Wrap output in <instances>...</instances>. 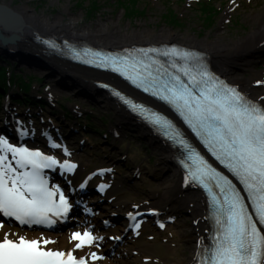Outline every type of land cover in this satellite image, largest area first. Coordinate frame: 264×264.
Instances as JSON below:
<instances>
[{
	"label": "snow or ice",
	"instance_id": "1",
	"mask_svg": "<svg viewBox=\"0 0 264 264\" xmlns=\"http://www.w3.org/2000/svg\"><path fill=\"white\" fill-rule=\"evenodd\" d=\"M47 43L82 63L118 73L135 87L171 105L235 178L218 170L168 115L111 89L180 150L187 172L185 187H202L209 194L210 213L206 219L213 227L209 239L200 242L196 264H264V100H254L223 80L212 71L207 56L198 51L152 47L108 52L71 44L65 49L54 40ZM20 135H31L22 122ZM52 147L62 145L53 141ZM64 151L72 155L66 146ZM57 167L74 174L79 165L67 159L62 162L26 144L18 146L0 135V214L15 218L21 225L51 226L58 219L66 220L73 205L60 185L50 186L45 171ZM109 171L112 170L103 169L101 174ZM237 181L246 191H241ZM87 187L85 182L83 188ZM108 187L102 185L100 190ZM152 215L160 213L153 211ZM132 219L139 233L143 221L136 212ZM3 226L4 220L0 219V228ZM71 239L77 241L75 248L79 249L104 237L93 236L85 228L72 232ZM53 242L6 232L0 238V264H87L84 256L78 258L72 250L47 247ZM88 255L93 260L98 258L96 252Z\"/></svg>",
	"mask_w": 264,
	"mask_h": 264
},
{
	"label": "rangeland",
	"instance_id": "2",
	"mask_svg": "<svg viewBox=\"0 0 264 264\" xmlns=\"http://www.w3.org/2000/svg\"><path fill=\"white\" fill-rule=\"evenodd\" d=\"M203 1L211 2V6H209L212 10L211 12H204L203 8L198 6V3ZM17 2L18 4H29L39 13L51 18L63 16L65 21H68L69 18L76 17L79 19L77 22L81 29L85 26L94 27L98 24H103L108 28L118 25L123 31L150 30L155 33H161L163 30H173L184 38L187 36L186 38L200 41L206 38L215 40L219 34H222L228 41L247 36L251 33L254 22L259 18L258 14L262 12L264 7V0H31L30 2L29 0H14V4ZM93 6L97 8L93 10ZM140 25L142 26L140 27ZM255 57L257 58L252 59L254 61L253 66L260 71L264 70V54L256 55ZM0 64L2 66L11 65L15 73L23 74L27 78L34 77L41 80L40 82L35 81L29 92L20 90L16 85L9 87L7 92H5L6 99L0 104L1 119V116H4L5 119V114L7 115L4 107L11 102V114L14 116L13 113H15V116L19 117L18 112H16L18 111L17 108L21 109L24 106L22 107L23 117L21 116V119H19L27 126L33 127L30 124L32 121L27 113H33V111L40 114L43 113L39 109L43 107L37 108L38 105L43 106L40 101L43 99L48 104L50 102L52 104L61 103L63 104L62 106L70 107L78 117L92 116L97 122V127L106 126L113 132L115 135L114 140L116 139L117 142V148L113 151L116 154L115 157L111 154H107L108 156H105L107 158L88 157L82 164L80 163L82 160L77 159L79 161L77 164L83 167L82 174L84 175L103 165L109 169L117 167L115 165L119 164V162L122 165L126 155H130V159L134 161L130 165L133 170H126L125 173L118 175V179H114L115 183L113 182L112 185L120 189L116 193L121 197L114 204L120 206L121 204L145 201L166 180L170 173V168L163 164L157 150L150 145V142L140 138L142 136L136 128L119 125L115 112L102 103L100 99L102 93L99 94L95 92L96 90L82 86L76 78L60 75L59 71L50 66L49 63L45 64L43 68L39 66L29 67L27 65L18 66L17 62L14 64L9 60L3 62L0 59ZM71 65L80 66L74 62H71ZM243 68H245V63L241 61L236 63V69L243 70ZM251 71H249L247 76L250 77ZM26 93H29L27 95L35 99L36 106H31L30 103L22 102L21 100H18L21 104L18 105L16 100L19 99L17 98L19 94ZM11 95H17V97L13 98L14 101L13 99L9 101ZM48 111L47 108L46 113ZM3 121L0 120L1 124ZM116 128L121 129V132ZM116 132L118 134H115ZM98 137L103 138L100 135ZM174 164L178 167L175 162ZM106 180L108 179L106 178ZM123 180H129L125 188L122 186ZM108 208L109 213L104 211L99 216L110 218L111 214L116 215L120 212L110 206ZM181 216L177 217L178 220L176 222L167 224V227L161 230L150 225V223H145L146 227L142 229L138 238L141 243L147 242V246L151 249V257L143 253L146 259L145 264H163L164 262L172 264L173 259L178 254H189L184 234L185 231H190L189 226L192 221L186 214ZM188 223L189 225L187 226ZM69 232L70 230H66V232L62 233L68 234ZM47 234L57 236L61 233L51 232ZM28 236L32 237V235ZM53 244V248H61L62 245L59 242ZM97 244H99V247L96 246ZM128 246L127 243H119L115 252L118 255L123 253V256ZM106 247H109L108 240H103L101 244L100 240H98L89 248L78 249V252L83 255L87 251L95 252L97 249L101 251L102 248L105 249ZM131 248L136 249L135 246ZM115 259L119 261L122 258L115 257ZM107 261V259L97 258L95 262L107 264ZM117 264L119 263L117 262Z\"/></svg>",
	"mask_w": 264,
	"mask_h": 264
},
{
	"label": "bare ground",
	"instance_id": "3",
	"mask_svg": "<svg viewBox=\"0 0 264 264\" xmlns=\"http://www.w3.org/2000/svg\"><path fill=\"white\" fill-rule=\"evenodd\" d=\"M30 1L31 0H29V2ZM0 5L12 8L22 15L23 25L18 33L24 38L23 45H26L27 41L28 43L33 44L32 38L36 35H46L61 40L67 39L68 41L70 40L73 42L90 43L94 46L96 45L116 51L127 50L137 46L152 47L158 45L179 44L205 53L207 55V60L210 62V66H212L219 76L239 87L245 94L249 95L254 100H264V70L260 71L253 66L254 61L252 60L257 58L255 57L256 55L264 54V7L262 12H259V18L255 20L251 33L247 36L234 41H228L222 34H219L215 40L206 38L205 40L200 41L193 38H186L187 36L184 38L173 30H163L161 33H155L150 30L123 31L118 25H114V27L110 26L108 28L103 24H98L94 27L85 26L81 29V26L77 22L79 19L76 17H71L68 21H65L63 16L51 18L43 13H39L29 4H18V2L14 4V0H0ZM0 18L2 17L0 16ZM5 18L10 19L11 15L10 17L5 16ZM141 26L142 25H140V27ZM0 30L6 31L8 35L13 33L4 28L3 25L0 26ZM47 59H49L50 63L58 69L60 74H71L82 84V86L91 88V90H96L95 92L99 94L102 93V96L100 97L102 103L115 112L119 125L122 127L136 128L138 133L142 136L140 138L150 142V145L159 153L163 164L170 168V173L166 177V180L162 182L159 187H157L156 191L152 192L149 198L145 201L131 202L121 204L120 206L117 204H110L112 205V209L123 213L122 218L124 219V222H117L114 216L110 217V219L114 221L113 227L111 225V229L101 231V225L98 224L101 223L99 219L86 217L84 220L85 226L75 231L82 232L85 228H92V230L99 233L98 236L108 239V241H110L109 245L112 246V244H114L112 237L115 236L118 238L116 240H120L119 237L124 236L125 239L124 234L128 228L123 225L124 223L127 224L130 220L129 217H132L133 212L153 213V211H158L160 213L158 216L162 217L160 219L170 216L180 217L182 214H186L192 221V223H190L191 227L189 226L190 231H185L184 234L188 244L189 254H178L173 259L172 264H195L201 240H208L211 233L210 223L206 219L209 207L205 194L197 190L193 185L185 187L187 180L186 174L174 164L177 150L160 138L151 128L138 120V118L135 117L121 101L117 100L114 95L104 91L98 86L99 82L117 85L114 76L87 67L73 66L71 65V62L69 64V61L57 56H50L47 57ZM239 61L245 63V68H243V70L236 69V63ZM249 71L252 72V74L250 73V77L247 76L249 75ZM9 87H11V85ZM10 116L11 115L8 112L7 117L0 126V135L7 137L9 135L11 138L10 133L16 136L20 135V133H17L14 126H12L14 121L9 118ZM2 120L3 119H1V121ZM116 134L118 133L116 132ZM32 137L33 136H30L29 139ZM12 143L17 144L18 142L14 141ZM18 144L20 145L23 143L19 142ZM9 158H11V156ZM79 170L80 171L77 170V174L83 171L82 168H79ZM66 180L68 183L74 185L76 183L70 179ZM65 184H67V182ZM67 189H69L71 194H74L75 191H72V187L69 188L65 185L63 191H67ZM110 189L114 190V192L118 190V188L114 187L109 188V190ZM137 205H139V208H137ZM95 206L97 205L95 204ZM103 218L106 219L107 217ZM95 220L97 223H95ZM197 221H200V223L197 224ZM181 225L184 226L183 224ZM188 225L189 223L187 226ZM6 232L22 234L25 236L31 234L4 224V226L0 228V238H3ZM71 233L72 232L68 234L61 233L57 236H50L46 233L38 232L32 235L33 238H48L54 241L53 243L59 242L62 244L61 248H59L60 250H72L74 253L77 250L75 248L77 241L71 239ZM53 243L47 245V247H53ZM126 243L129 246L126 248L124 252L125 254L122 257L121 254L119 255L122 259L117 261L115 258H111L107 261V264H117V262L119 264H145L146 259L144 258L143 253L147 254L148 257H151V249L147 246V242L141 243L139 240H134L133 237L128 236L126 237ZM132 245H134L136 249L131 248ZM114 247H117V245L115 244ZM109 248L110 247H106L105 249L102 248V250L108 252ZM110 250L112 251V249ZM87 253L89 254L91 252ZM88 254L87 256H89ZM163 264L171 263L164 262Z\"/></svg>",
	"mask_w": 264,
	"mask_h": 264
},
{
	"label": "water",
	"instance_id": "4",
	"mask_svg": "<svg viewBox=\"0 0 264 264\" xmlns=\"http://www.w3.org/2000/svg\"><path fill=\"white\" fill-rule=\"evenodd\" d=\"M10 19L5 18L10 17ZM0 26L3 25L7 30L12 31L11 35H8L6 31L0 30V59L3 62L6 60L12 63H18V66L27 65L29 67L39 66L45 67V64L50 63L47 57L58 56L56 52L49 47L47 41L53 37L46 35H36L33 40V44L28 43L23 45L24 38L18 33L23 25V17L18 12L4 5H0ZM15 26V27H13ZM55 68V67H54ZM58 70V69H57ZM60 74V73H59ZM64 77L75 78L71 74H60ZM102 84L98 83L100 87ZM103 89V87H100ZM104 90V89H103ZM106 91V90H104Z\"/></svg>",
	"mask_w": 264,
	"mask_h": 264
},
{
	"label": "trees",
	"instance_id": "5",
	"mask_svg": "<svg viewBox=\"0 0 264 264\" xmlns=\"http://www.w3.org/2000/svg\"><path fill=\"white\" fill-rule=\"evenodd\" d=\"M210 3L211 2L203 1L201 3H198V6L203 8L204 12H211L212 10L209 7L211 6ZM80 5H82V3H80ZM96 8H97L96 6H93V10H95ZM11 67H12L11 65L2 66V64H0V100L4 98V94L2 93L1 89H4L7 91L10 85L11 86L18 85L24 91L29 92L31 91V88L34 86L35 81L37 82L41 81L40 79H36L34 77L27 78L23 74L15 73V70H13V68ZM87 121L93 126L96 125V123L90 118H88Z\"/></svg>",
	"mask_w": 264,
	"mask_h": 264
}]
</instances>
